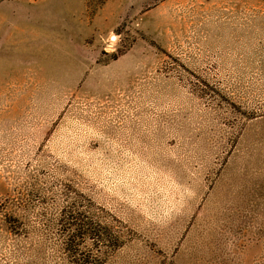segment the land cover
<instances>
[{"label":"rangeland","instance_id":"374dc122","mask_svg":"<svg viewBox=\"0 0 264 264\" xmlns=\"http://www.w3.org/2000/svg\"><path fill=\"white\" fill-rule=\"evenodd\" d=\"M75 258L264 264V0H0V264Z\"/></svg>","mask_w":264,"mask_h":264},{"label":"trees","instance_id":"16d2710c","mask_svg":"<svg viewBox=\"0 0 264 264\" xmlns=\"http://www.w3.org/2000/svg\"><path fill=\"white\" fill-rule=\"evenodd\" d=\"M14 215L17 216L16 211L12 212L11 216H14ZM8 230H9L10 233L13 232L12 229H10V228H8ZM74 237L75 236L73 235V237L71 236L69 238V240H66V242H65L66 248L73 246L72 244H73L74 239H75ZM70 264H84V263L81 261V259L75 258V259H73V261H71Z\"/></svg>","mask_w":264,"mask_h":264}]
</instances>
